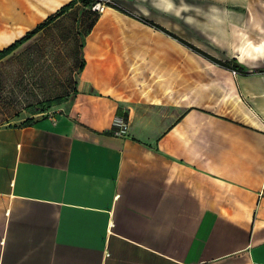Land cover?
<instances>
[{"label":"crops","instance_id":"obj_1","mask_svg":"<svg viewBox=\"0 0 264 264\" xmlns=\"http://www.w3.org/2000/svg\"><path fill=\"white\" fill-rule=\"evenodd\" d=\"M111 1L77 91L0 125V264H264V0Z\"/></svg>","mask_w":264,"mask_h":264},{"label":"rangeland","instance_id":"obj_2","mask_svg":"<svg viewBox=\"0 0 264 264\" xmlns=\"http://www.w3.org/2000/svg\"><path fill=\"white\" fill-rule=\"evenodd\" d=\"M59 6L44 9L41 4L34 6L38 10L43 9L45 13L36 22L26 24L28 27L25 30L41 22V19ZM107 7L109 6L105 4L102 10L99 9V13L106 12ZM91 19V10L77 3L0 60V125L21 124L30 116L47 115L55 109V105L34 115L28 108L60 94H65L66 100L71 97L72 89L77 84L78 64L81 59L80 44ZM3 21L0 19V23ZM174 22L175 29L179 30L177 32L190 33L180 21ZM17 25L19 23L2 24L0 32L16 31ZM21 34L1 43L0 49ZM1 35L3 33L0 38ZM186 36L189 37L190 34ZM173 51L175 58L183 57L189 64H196L195 58L189 54L191 50L187 51L174 42Z\"/></svg>","mask_w":264,"mask_h":264},{"label":"trees","instance_id":"obj_3","mask_svg":"<svg viewBox=\"0 0 264 264\" xmlns=\"http://www.w3.org/2000/svg\"><path fill=\"white\" fill-rule=\"evenodd\" d=\"M97 2H102V3H105L106 5L121 9L118 5H116L114 2H112L110 0H69L67 3L60 6L55 12L48 15L41 22L36 24L31 29L27 30L22 36L18 37L13 42L9 43V45L0 49V60L2 58H4L6 55H10V53L13 50H15L17 47H19L21 44H23L28 39H30L38 31H40L41 29L46 27L55 18L59 17L60 15L64 14L65 12H67L69 9H71L77 3H80L83 6V8L91 10L92 19L89 21L88 26L86 28V33H85V35H86L91 30V28L93 27L94 23L96 22L97 18L100 15L99 11L97 9L93 8V6ZM121 10H123V9H121ZM144 21L146 23H148L149 25L157 28V29L163 30L167 34L176 38L182 44H185L187 47L192 49L194 52L204 56L205 58H207L210 61H213L214 63H218L220 66H223V67L228 68V69L234 68V70H236L240 73H248L249 72L248 70H245L244 67L242 65H240L234 58L230 59V60H221V59L207 53L206 51L198 48L197 46L191 44L190 42H188V41L186 42V40H184L183 38L177 36L176 34L172 33L171 31L166 30L165 28L161 27L160 25H158V24H156L150 20H144ZM83 43H84V39L82 40V42L80 44V46H81V59H80V62L78 64V72L80 70H82V68L84 66V58L82 55ZM72 90H73V93H75L77 91L76 87ZM65 100H66V95L60 94V95L54 96L53 98L38 102L39 103L38 105L30 106L28 109H29L30 113L33 115L37 114V113L40 114V112H45L48 109H50L51 106L56 105V104H60V103L64 102ZM118 114H120V112H118ZM120 115H123V114H120ZM123 116L125 119H127L126 115H123ZM33 120H34V116H30L29 118L25 119L23 123L28 124V123H31Z\"/></svg>","mask_w":264,"mask_h":264},{"label":"bare ground","instance_id":"obj_4","mask_svg":"<svg viewBox=\"0 0 264 264\" xmlns=\"http://www.w3.org/2000/svg\"><path fill=\"white\" fill-rule=\"evenodd\" d=\"M23 3H22V2ZM64 0H18L17 3H12V6H8L7 10L3 13L4 16H7L10 20L12 21H21V22H36L44 13L45 11L42 10H38L36 9L34 6L41 4V6H43L44 3H46L47 5H45L44 8H51V7H57L59 5L62 4ZM6 2V1H5ZM10 2V0H9ZM27 3L32 4L33 7L29 8L27 6ZM6 7V6H5ZM4 18V17H3ZM23 28V27H21ZM22 30H18L15 32V35L21 33ZM13 35H9L6 37H3L0 39V44L3 42L8 41L9 39H11ZM253 48H260L259 45H255L252 44Z\"/></svg>","mask_w":264,"mask_h":264},{"label":"built area","instance_id":"obj_5","mask_svg":"<svg viewBox=\"0 0 264 264\" xmlns=\"http://www.w3.org/2000/svg\"><path fill=\"white\" fill-rule=\"evenodd\" d=\"M103 4V5H101ZM105 6V3L97 2L93 8L99 11L102 10V7ZM113 127H115L114 133L117 135H123L126 131V120L123 116H115L112 122ZM257 264V263H253Z\"/></svg>","mask_w":264,"mask_h":264}]
</instances>
